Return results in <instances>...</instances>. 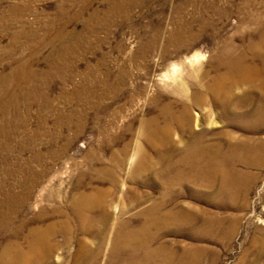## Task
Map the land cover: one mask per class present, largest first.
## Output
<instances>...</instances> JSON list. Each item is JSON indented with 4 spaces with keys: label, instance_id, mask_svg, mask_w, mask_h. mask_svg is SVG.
I'll return each mask as SVG.
<instances>
[{
    "label": "rangeland",
    "instance_id": "374dc122",
    "mask_svg": "<svg viewBox=\"0 0 264 264\" xmlns=\"http://www.w3.org/2000/svg\"><path fill=\"white\" fill-rule=\"evenodd\" d=\"M166 260L264 264V0H0V264Z\"/></svg>",
    "mask_w": 264,
    "mask_h": 264
},
{
    "label": "bare ground",
    "instance_id": "6f19581e",
    "mask_svg": "<svg viewBox=\"0 0 264 264\" xmlns=\"http://www.w3.org/2000/svg\"><path fill=\"white\" fill-rule=\"evenodd\" d=\"M90 201H91V200H90ZM90 201H89V202H88V201H87V202L85 201V202L81 203V204H82L81 206H83V205H84V206H89V205L93 202V201H92V202H90ZM97 205L100 206V207L102 206V205H101V202L97 203Z\"/></svg>",
    "mask_w": 264,
    "mask_h": 264
},
{
    "label": "crops",
    "instance_id": "0c3cea01",
    "mask_svg": "<svg viewBox=\"0 0 264 264\" xmlns=\"http://www.w3.org/2000/svg\"><path fill=\"white\" fill-rule=\"evenodd\" d=\"M167 259H168V258H167ZM169 259H171V257H170ZM169 259H168V260H169ZM167 263H168V261L166 260V261H165V264H167Z\"/></svg>",
    "mask_w": 264,
    "mask_h": 264
}]
</instances>
